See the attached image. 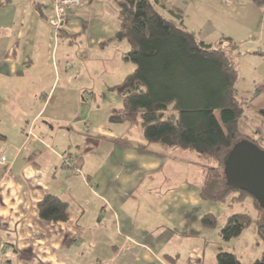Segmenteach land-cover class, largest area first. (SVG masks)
I'll return each instance as SVG.
<instances>
[{
    "label": "crops",
    "instance_id": "obj_1",
    "mask_svg": "<svg viewBox=\"0 0 264 264\" xmlns=\"http://www.w3.org/2000/svg\"><path fill=\"white\" fill-rule=\"evenodd\" d=\"M111 1H103L108 23L97 29L83 13L99 0H85L81 8L71 10L63 28L66 34L55 46L52 0H12L0 10V158H7L0 163V264L204 262L200 243L191 241L193 247L184 252L178 246L183 239L200 238L206 231L202 218L217 217L216 210L226 208L203 201L199 192L204 182L195 185L179 173V160L189 161L188 154L149 144L134 125L108 122L111 112L122 106L109 91L115 83L102 87L103 103L114 106L110 113L103 114L95 92H88L93 98L88 101L83 89L70 118L48 112L54 86L47 94L41 78H63L66 83L75 68L76 77L125 78L127 69L134 70L124 60L128 42L103 45L119 29ZM212 2L211 8L221 15L245 9V4L253 11L258 7L251 0ZM117 59L124 68L114 74L110 71ZM67 96L64 93V100ZM30 129L38 142L28 139ZM63 154L74 156L71 172ZM49 194L68 203L67 222L40 218L38 204Z\"/></svg>",
    "mask_w": 264,
    "mask_h": 264
},
{
    "label": "trees",
    "instance_id": "obj_2",
    "mask_svg": "<svg viewBox=\"0 0 264 264\" xmlns=\"http://www.w3.org/2000/svg\"><path fill=\"white\" fill-rule=\"evenodd\" d=\"M118 5L119 29L103 45L128 42L130 50L124 60L135 65L132 73L110 88L122 102L110 114V123L133 124L142 130L149 144L165 149L192 151L212 161L206 169L200 196L206 202L243 203L246 190L228 182L225 170L230 153L241 142L251 139L240 131L244 107L253 99L244 100L237 89L238 72L226 51L198 39L180 20L163 17L151 0H114ZM264 7V0H251ZM12 0H0V10ZM55 18V0H52ZM73 6L67 7L66 21ZM63 19V20H64ZM54 27V26H53ZM55 39L65 36L63 28L55 30ZM234 44L231 38L223 40ZM237 45L234 44V49ZM262 92L257 89L256 96ZM264 151V147H260ZM250 193V192H248ZM258 212L259 235L264 239V208L254 200ZM40 218L46 222H67L69 205L49 194L38 204ZM206 229H218L224 241L239 239L252 226L246 213L231 215L221 224L214 215L201 221ZM218 264H240L237 255L220 251ZM253 264H264V251Z\"/></svg>",
    "mask_w": 264,
    "mask_h": 264
},
{
    "label": "rangeland",
    "instance_id": "obj_3",
    "mask_svg": "<svg viewBox=\"0 0 264 264\" xmlns=\"http://www.w3.org/2000/svg\"><path fill=\"white\" fill-rule=\"evenodd\" d=\"M103 1L104 0H99V2L93 3L89 8H86L83 13V19H85L96 29L99 24L108 23V18L105 14V11H109L104 7ZM151 1L154 2L157 11L163 17L169 20H174L178 24H180V20L177 19L176 16L173 15V13L180 15L182 17L183 26L188 31L196 33L199 40H202L206 43H211L215 45V47H220L222 50L226 51L229 57L232 58V62L234 63L237 72V67L240 66L239 70L241 73V77L238 78L237 81V87L239 89L240 97L244 100H250V98L253 99V102H249L247 106L244 107V115L242 120L240 121V131L253 140H251L250 143L256 144L259 148L264 147V7L259 8L258 6L257 10L255 9V11H253L252 7L249 6V4H245V9L228 12L221 15V13H218L211 8V6L214 5L212 0H209V2H207L208 0ZM84 2L85 0H81L79 6H75L73 10L81 8ZM110 6L111 10H117L118 12V5L114 0L111 1ZM63 19V22L60 25V29L64 28L66 22L65 19ZM50 21L52 27L54 26V30L57 31V27H55L54 24V17L53 19L51 17ZM242 23H245V26H242ZM248 28L252 29L253 31H249ZM225 38H231L234 44L237 45V49L233 50V43L229 44L227 42H224L223 40ZM110 44L111 43H108V46ZM224 44H226L227 46L223 47ZM55 45H58V40L56 39L55 41L53 40V46ZM114 45L119 47L121 46V42H116ZM234 54H236L237 56ZM115 63H118V59L115 60ZM126 64V66H131L135 69V65H133L132 63L127 62ZM122 68H124L123 63L121 65L118 63V65L113 69H111L110 65L108 70L111 69L112 71L110 72L116 74L120 73ZM76 71V68L71 70L74 75L71 80L67 81L66 83L63 78L62 81H60L59 78H41V83H44V81H46V83L44 84V88L46 89L45 92L47 94H49V91L54 86L53 93L55 92V99L50 105L48 112L56 111L57 113H62L65 116L68 114L67 117L70 118V116H73L75 114V109L77 108L78 102L81 99V94L79 91L83 89L81 93L85 91L83 96L87 98L88 101H92L93 99L88 95V92H95L98 96V103L101 106L103 114L110 113L111 109L114 106H110V104H108L107 102L103 103L102 87L104 83H115V85L120 84L121 81H123L125 78H101L100 80L99 78L86 77V74L85 76L82 75L76 77ZM133 71V69H127V75H129ZM242 74L244 75V78H242ZM34 84L37 87L38 84ZM257 89H260L262 91L258 96H256ZM64 93L68 94L65 100L63 98ZM114 94L116 95V93ZM58 97L61 99V103L57 105L56 103ZM116 97L118 98L117 95ZM110 103L114 104L112 102ZM57 108L59 109L57 110ZM108 122L110 123V118L108 119ZM137 128L139 129V127ZM32 130L33 129H30L29 131V134L32 133V135L29 136L28 139L38 142L40 138H38L39 136H37L35 134V131ZM135 134H137L136 131L133 136L135 137V139H137L138 135ZM173 149L175 148H162V150H164L165 152ZM181 151L185 152V154H188L190 160H179V173H181L182 177L184 176L186 180L193 182V184L195 185L202 184V182H204L203 173L205 179L206 169L215 167V164L212 161L205 160L196 152L185 150ZM61 156L64 160V166L66 170L71 172L75 168L74 156L72 154H63ZM229 162L230 170H232L234 168L232 164L235 162L233 157ZM75 170L79 171L77 168ZM85 180L89 184L88 179ZM232 183L238 184L242 187L250 185L248 184L249 182L246 179H240L236 177L233 178ZM92 186L95 192H97L95 185L92 184ZM252 189L254 194L246 192L248 194V198L243 203H232L233 206H230L229 203H215L221 204L220 206L224 205L226 208L222 211V213H219L217 212L218 210H216V216L220 218L219 220L221 224H223L231 215L237 213H246L251 216L253 221L252 226L247 229L239 239L224 241L219 235V228H205L206 231L200 236V238H197L196 236H194L193 239L180 238L181 240H185V242L182 243L181 246H178V243V250L184 252L185 250L190 249V245L191 247H193V244H190V242L193 241V243H200L202 248L205 250V259L203 264H218L216 254L219 252V250L227 253H234L235 255H237L240 264H253L259 258L260 254L264 251V239H262L259 235L258 212L256 211V208L254 206V200H256L264 208V190L260 186L256 185ZM249 190L252 191L251 188H249ZM207 203L213 204V202Z\"/></svg>",
    "mask_w": 264,
    "mask_h": 264
},
{
    "label": "water",
    "instance_id": "obj_4",
    "mask_svg": "<svg viewBox=\"0 0 264 264\" xmlns=\"http://www.w3.org/2000/svg\"><path fill=\"white\" fill-rule=\"evenodd\" d=\"M232 157L235 162L232 164L234 168L230 170L229 161ZM225 175L230 185L246 190L251 194H254L252 188L255 185L260 186L264 190V151L250 142H241L233 149L227 159ZM234 177L246 179L250 185L242 187L238 184H233L232 180Z\"/></svg>",
    "mask_w": 264,
    "mask_h": 264
},
{
    "label": "built area",
    "instance_id": "obj_5",
    "mask_svg": "<svg viewBox=\"0 0 264 264\" xmlns=\"http://www.w3.org/2000/svg\"><path fill=\"white\" fill-rule=\"evenodd\" d=\"M81 3V0H55V18H54V24L56 29L60 28V25L62 24V15L65 12V9L70 6H79ZM7 162L6 156H2L0 158V163L5 164Z\"/></svg>",
    "mask_w": 264,
    "mask_h": 264
}]
</instances>
